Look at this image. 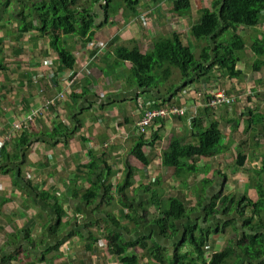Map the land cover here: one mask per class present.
Segmentation results:
<instances>
[{"label":"crops","instance_id":"obj_1","mask_svg":"<svg viewBox=\"0 0 264 264\" xmlns=\"http://www.w3.org/2000/svg\"><path fill=\"white\" fill-rule=\"evenodd\" d=\"M217 2L192 0L191 13L185 17L175 16L172 0H141L136 13L124 12L122 2L117 5L119 13L109 19L105 12L106 0L96 4L85 0L81 6L92 12L99 28L94 41L87 45L76 42L75 37H67L77 61L73 70L59 60L48 37H41L36 31L18 32L16 25L0 21V61L5 66L0 71V142L14 122L38 111L35 123L24 130L32 136V142L36 141L27 152L22 181H29L38 191L56 195L66 212L62 222L71 221L68 227H58L62 232L59 236L53 235L51 228L57 225V220L52 211L43 209L45 203L34 195L19 192L9 176L0 177L9 179L0 181V243L3 242L0 246L15 230L28 228L36 241V252L40 250L36 257L7 264H123L110 254L106 242L100 243L103 240L95 243L90 251L86 247L90 235L82 226L94 224L90 230L100 237L105 229L103 223L98 222L105 217V209L119 219L120 226L130 228L129 234L119 230L123 239L132 241L146 234L167 248L172 257L184 226L199 221V227H213L204 216L205 208L216 196L233 195L252 201L259 198L257 189L264 188V174H260L264 166V12L259 24L229 30L246 44L239 52L241 61L236 67L242 72L240 76L220 79V70L212 69L206 78L188 86L179 95H168L164 87L160 91H143L129 84L131 64L118 61L115 55L117 46H138L145 51L153 46L156 38L180 32L183 42L193 47L195 60H200L207 43L196 36L194 30L202 21L203 11L215 10ZM172 81L166 83L169 88L177 80ZM214 90H225L236 101L230 106L208 110L205 106L208 93ZM50 101L54 104L47 107ZM164 104L184 108L186 113L158 119L142 134L139 123L146 113ZM77 118L81 124L75 123V132L67 142L49 143L44 133L51 132L61 121L68 125ZM210 121L223 129L226 146L223 152L215 159L191 161L189 164L195 167V174L185 172L178 176L175 169L166 168L163 158L172 141L196 144L194 124L207 125ZM16 142L7 141L5 150L14 153ZM141 152L146 162L137 157ZM130 178L132 187L118 196V187L123 188ZM99 180L112 187L110 195L114 201L111 205L105 200L108 194L101 195L95 205L75 197ZM249 183L254 187L247 189ZM125 195L132 200L136 220L157 219L172 199L182 201L190 213L195 208L196 211L190 219L179 223V236L168 239L157 236L156 228L148 222L136 225L126 220L128 209L123 210L119 204ZM97 207H100L99 212ZM250 214L247 209V215ZM231 216L238 219L241 228L243 220L238 218V213ZM75 229L84 237H69ZM246 232L242 227L241 235L232 238L236 234L230 226L224 229V234H209L203 248L205 263L209 264L213 255L230 246L233 252L224 264H249L246 249L240 246ZM179 248L181 254L192 251L190 245ZM43 252H46L45 261L39 262L37 257ZM127 254L137 256L135 264H160L139 247L130 249Z\"/></svg>","mask_w":264,"mask_h":264},{"label":"trees","instance_id":"obj_2","mask_svg":"<svg viewBox=\"0 0 264 264\" xmlns=\"http://www.w3.org/2000/svg\"><path fill=\"white\" fill-rule=\"evenodd\" d=\"M84 1L0 0V21L5 20L7 25L11 23L16 25L18 32L36 31L41 37H48L49 45L57 52L59 60L67 69L73 70L77 61L73 53L74 47L69 44L67 37H75L77 38L76 42L87 45V43L94 41V36L99 28L95 25L96 17L91 15L92 12L84 10L81 6ZM99 1L101 0H93L94 4ZM106 2L108 6L105 8V12L109 19L119 13L120 6L117 5L122 2L125 4L123 11H129L130 13H136L139 4H141V0H106ZM172 3L174 5L172 11L176 17H185L191 13L192 0H172ZM263 12L264 0H218L215 10H204L202 21L194 30L196 36L203 38L207 43L206 47L202 49L198 61L195 60L193 47L183 42V36L180 32H173L171 35L156 38L153 46L145 51L138 46L133 48L117 46L115 55L118 61L131 64L129 84L143 91L156 89L160 91L164 87L167 88L168 95H179L188 86L206 78L208 72L212 69L220 70V79L225 78V76L230 78L240 76L242 72L236 67L241 61L239 52L246 48V44L241 37L236 36L233 32L230 33L229 30L241 25L255 26L259 24ZM104 25L106 24H102V26ZM4 26L6 25L4 24ZM4 69L5 66L0 61V71ZM174 69L180 71L177 76H175ZM160 74H162L161 79L165 82H174L172 79L177 80V82L173 83L171 88L166 84L160 87L158 82ZM208 79L210 78L208 77ZM84 91L83 93H85ZM83 93L82 95H84ZM208 94L210 95V93ZM226 94L229 95L227 92ZM165 104L160 107L155 106L151 110L166 109L169 111L179 109L183 110L184 113L180 115L172 113L166 117H158L157 120L183 116L186 113L184 108L165 106ZM206 108L209 110L215 107L206 106ZM75 123L79 125L81 121L77 118L75 121L69 122L68 125L61 121L51 132L44 133V135L52 144L67 142L75 132ZM223 134V129L216 122L210 121L207 125L194 124L193 137L196 138L197 143L184 145L180 140L174 139L163 158L164 166L175 169L178 176L185 172L195 174V167L189 163L197 158L215 159L226 148L223 143ZM33 136H36V134H33ZM31 140L32 136L28 135L27 131H23L13 140L14 142L17 141L14 153L6 151L5 148L0 150V177L9 176L19 192L30 197L34 195L41 202H44L43 209L52 211L57 220V225L51 228V233L59 236L62 232H59L60 228L58 227H68L71 221L62 222L66 217V212L63 206L59 204L58 197L48 192L38 191L29 181H22L24 180L22 170L27 162L28 149L36 141L32 142ZM141 141L146 142L142 139ZM137 157L139 160L146 162L143 152L138 153ZM260 174H264V166ZM131 181L132 178L128 179L127 184L123 188L121 187L120 190L118 187V196L119 194L123 195L127 189L132 187ZM206 188L204 187V190ZM257 190L259 198L255 201L247 197L239 199L233 195L216 196L214 201L205 208L204 216L206 222L213 223V227L208 229L199 227V221L184 226L183 236L175 243L177 251L174 252L172 257L167 248L156 240L154 241L152 237H147L146 234L132 241L123 239L119 234V230L122 229L127 234L131 230L125 225L120 226L119 219L108 209L104 211L105 217L99 219L98 222L99 224L103 223L105 229L100 232V237H97L90 230L95 226L94 224H84L82 226L87 230V235H90V238L86 240V247L90 251L95 243L103 240L100 243L105 244L106 242L110 254L123 264L136 263L137 256H130L127 252L138 247L148 251L149 258L157 259L160 264H206L203 248L208 242L209 234H224V229L231 226L235 234L240 236L243 227L247 232L245 237L241 239L240 246L245 247L247 257L250 260L249 264H264V188L259 186ZM111 192L112 187H108L99 180L90 189L84 191L81 195H75V197H80L88 205H95L101 195L108 194L105 200L108 205H111L114 201V197L110 195ZM125 199L122 196L118 201L123 210L128 209V212L125 213L126 220L130 219L136 225L141 224L142 221L148 222L146 219L136 220L137 213L132 205V200L126 195ZM97 208L99 212L100 207ZM247 209H250V215H247ZM195 211L196 208L190 213L182 201L172 199L169 207L162 210L157 219L148 223L156 228L157 236L161 235L168 239L176 238L180 232L179 223L190 219ZM234 213H238V218L243 220L241 228L238 219L231 216ZM77 235L84 237L79 229L72 230L69 237ZM181 245H190L192 251L181 254L179 248ZM35 246L36 241L28 228L15 230L10 239L3 246H0V264H7L12 261L18 263L31 256L36 257L40 250L36 252L38 249ZM229 247L213 255L209 264H224L233 252ZM53 250L54 248L46 252ZM46 252L37 257L39 262L45 261Z\"/></svg>","mask_w":264,"mask_h":264},{"label":"built area","instance_id":"obj_3","mask_svg":"<svg viewBox=\"0 0 264 264\" xmlns=\"http://www.w3.org/2000/svg\"><path fill=\"white\" fill-rule=\"evenodd\" d=\"M71 85H72V82L69 83V86H71ZM221 91L225 92V90H221ZM209 96L210 97H209L207 105H206L209 107H215L216 108V107L222 106L221 104L231 105L236 101V99L234 97L227 95L226 97L228 98V100H226L225 102L217 103L216 102V93L213 94V91L211 92V94ZM53 104H54V101H50L46 105L48 107V106H51ZM172 113L176 114V115H180V114H183L184 111L179 110V109H173V110H169V111L166 109L154 110V111L149 110L146 113V116L144 117L142 122L139 123V128H141L142 134L146 133L147 129L157 120L158 117H166ZM37 116H38V111H35V112H32L31 114H29L28 116H26L22 121L14 122L12 124V126L9 128L8 132L6 133V136L4 137L5 140L6 141H12L17 137V135L21 134L25 129H29L30 126H32L35 123ZM11 137H12V140H11Z\"/></svg>","mask_w":264,"mask_h":264},{"label":"rangeland","instance_id":"obj_4","mask_svg":"<svg viewBox=\"0 0 264 264\" xmlns=\"http://www.w3.org/2000/svg\"><path fill=\"white\" fill-rule=\"evenodd\" d=\"M1 1H3V0H1ZM4 1H6V0H4ZM34 1H36V0H34ZM228 35H229V33H228ZM174 72H175V76H177L179 73H180V71L178 70V69H174ZM157 74H159V73H157ZM161 75L162 74H160V78L158 79V82H159V86L161 87V86H164L167 82H165V81H163L162 79H161ZM177 82V81H176ZM214 93H216V102L217 103H221V102H225L226 100H228V98L226 97L227 95H226V93L224 92V91H221V90H214L213 91V94ZM226 95V96H225ZM221 105H226V104H221ZM30 129V128H29ZM14 134V133H13ZM143 134H146V133H143ZM13 137V136H12ZM12 137H11V140H12ZM7 141L5 140V138H3L2 139V141L0 142V150H4V148H5V144L4 143H6ZM9 142H11V141H9ZM12 142H14L13 140H12ZM29 150V149H28ZM0 181L1 182H8L9 181V179H6V178H0ZM254 187V184L252 185L251 183H249V184H247V189H249V188H253ZM202 187L201 186H199V190L201 189ZM233 237H238V234H236V236L235 235H232V238ZM2 242V241H1ZM3 244V242L2 243H0V245H2Z\"/></svg>","mask_w":264,"mask_h":264}]
</instances>
